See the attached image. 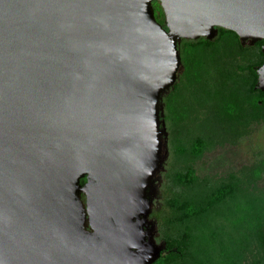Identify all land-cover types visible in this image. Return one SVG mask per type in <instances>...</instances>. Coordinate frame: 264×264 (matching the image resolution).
<instances>
[{"label":"water","instance_id":"water-1","mask_svg":"<svg viewBox=\"0 0 264 264\" xmlns=\"http://www.w3.org/2000/svg\"><path fill=\"white\" fill-rule=\"evenodd\" d=\"M160 1L180 32L160 33L159 44L149 0H0V264L141 255L112 219L103 232L84 231L79 194L134 167L131 104L158 74L160 88L172 84H162L163 59L178 37L208 38L200 22L264 37V0Z\"/></svg>","mask_w":264,"mask_h":264},{"label":"trees","instance_id":"trees-1","mask_svg":"<svg viewBox=\"0 0 264 264\" xmlns=\"http://www.w3.org/2000/svg\"><path fill=\"white\" fill-rule=\"evenodd\" d=\"M261 44L241 47L221 29L212 41L180 44L183 70L163 99L170 162L157 224L165 248L153 264H215L211 253L219 244L231 252L218 264H264V213L243 197L246 186L264 187L256 185L263 166L240 164L202 178L193 167L264 122V91L255 88ZM84 182L83 176L78 183Z\"/></svg>","mask_w":264,"mask_h":264},{"label":"rangeland","instance_id":"rangeland-1","mask_svg":"<svg viewBox=\"0 0 264 264\" xmlns=\"http://www.w3.org/2000/svg\"><path fill=\"white\" fill-rule=\"evenodd\" d=\"M149 6L152 11L153 23L156 26L157 36L155 38L159 44L160 33L166 35L180 32V26H176L175 23L174 27L170 26V17L164 13L160 0H149ZM202 18L196 17L194 21L199 23ZM199 24L204 30H201L199 25L196 32H206L208 38L202 35L194 38L177 36L178 41L176 42V36H172V40L175 41L173 53H177L179 63H176L172 51H168L166 54L168 56L163 59L167 73L161 79L162 84H165V81L173 76L172 84L160 88V74H158L154 76L150 87L147 89L143 87L142 93L131 104L130 122L138 139L137 146H141V152L134 159V167L128 165L127 177L120 183L114 180L111 184L106 183L104 186H102L104 181L96 177V183H90L88 187H85L84 193L79 194L76 221L84 231L103 232L114 220L122 225L129 243L135 249L140 250L141 255L136 259L126 261L118 257L114 258L110 264H153L155 254L158 252L160 255V252L165 248L164 242L160 239L157 224L160 214L165 210L162 205V182L170 162L163 99L173 89L183 70L180 44L182 42L194 43L200 39L212 41L216 38L218 30L221 29L232 32L241 47H251L262 41L260 52L264 51L263 36H238L235 32L221 28L216 24L210 28L204 27L201 22ZM168 49L171 50V48ZM255 74V88L264 90V65L255 68ZM92 164L90 165L95 166V169L94 167L93 169L89 168L91 172L95 171L97 167L96 162ZM240 164H246V166L259 164L264 169V122L242 139L237 146L216 149L198 160L193 167L194 174L198 178H202L205 175H223L226 170L238 167ZM260 184L264 185V173L261 182L257 181L256 183L257 186ZM243 197L251 201L261 213H264V187L246 186ZM137 203L139 207H135ZM242 229L247 232L246 229ZM225 236L227 238L228 234ZM225 241L226 239L223 243ZM221 250L219 244L218 248L216 247L215 251L211 253L215 264H218L221 255L231 252L228 245H226V249Z\"/></svg>","mask_w":264,"mask_h":264}]
</instances>
